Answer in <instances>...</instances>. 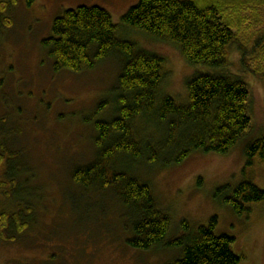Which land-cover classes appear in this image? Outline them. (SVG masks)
<instances>
[{"label": "rangeland", "instance_id": "374dc122", "mask_svg": "<svg viewBox=\"0 0 264 264\" xmlns=\"http://www.w3.org/2000/svg\"><path fill=\"white\" fill-rule=\"evenodd\" d=\"M10 1L0 0V22L7 18L10 23L8 28L0 25V145L17 157L18 164L13 169L6 160L0 167V214L11 216L4 232L11 240H0V264L172 263L180 257L177 249L162 246L140 252L127 245L130 225L115 194L72 182L75 169L97 159L93 125L107 119L114 107L119 61L110 57L94 70L56 73L41 41L66 10L99 7L118 26V37L163 58L162 92L178 104L187 101L189 79L212 71L187 65L168 43L123 28L121 18L140 0H30V5L12 0L14 5H5L1 13ZM253 15L252 9L245 14L242 40L264 26L258 19L250 24ZM228 54L226 71L245 83L251 120L250 129L229 154L194 153L169 167L126 160L121 164L118 157L113 166L130 164L126 172L150 185L158 208L171 218L167 241L181 235L182 222L195 229L217 217L215 233L236 239L235 248L243 257L240 264H264V205L254 208L249 218L238 217L215 198L220 187H236L244 180L264 190L263 166L243 173L246 147L264 135V76L251 71L261 70L264 63L249 60L245 68L237 49ZM102 103L106 105L99 109ZM142 121L140 117L134 122L135 139L150 146L159 143L158 128ZM17 224L24 226L18 233Z\"/></svg>", "mask_w": 264, "mask_h": 264}, {"label": "trees", "instance_id": "16d2710c", "mask_svg": "<svg viewBox=\"0 0 264 264\" xmlns=\"http://www.w3.org/2000/svg\"><path fill=\"white\" fill-rule=\"evenodd\" d=\"M26 3L30 5V0ZM9 4L14 5V1L3 4L1 13ZM250 9L254 13L250 24L258 19L264 25V17H260L264 0H140L121 18L123 28L168 43L177 48L187 65L212 71L198 73L186 82L184 105L162 92L163 58L118 37V26L106 10L83 5L66 10L53 20L50 36L41 41L56 73L94 70L110 57L120 63L113 89L114 107L107 119L93 125L97 159L90 166L75 169L71 178L83 189L101 186L117 196L130 225L126 243L136 251L162 246L177 249L180 257L170 264H240L243 259L234 237L216 235L217 217L195 229L182 222L181 235L167 241L171 218L158 208L150 185L126 172L130 164L117 170L113 164L119 157L121 164L130 161L169 167L194 153L224 156L234 149L250 129L251 120L245 83L226 71L229 50L241 53L245 68L249 60L258 63L262 59L264 63V26L246 40L241 38ZM0 25L8 28L10 23L3 18ZM251 71L264 76V67ZM140 117L142 123L158 128L159 143L150 146L135 139L134 122ZM244 156L243 173L257 164L264 167V135L246 147ZM6 160L13 169L17 167V157L0 145V167ZM215 198L234 215L249 218L254 208L264 205V190L244 180L236 187H220ZM10 220L9 214H0L2 241L11 240L4 235ZM15 228L18 233L24 226L17 224Z\"/></svg>", "mask_w": 264, "mask_h": 264}]
</instances>
